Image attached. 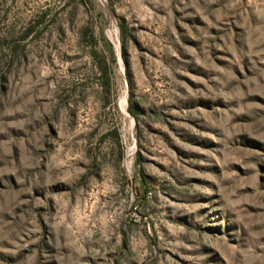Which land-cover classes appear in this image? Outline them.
<instances>
[{
	"label": "rangeland",
	"instance_id": "374dc122",
	"mask_svg": "<svg viewBox=\"0 0 264 264\" xmlns=\"http://www.w3.org/2000/svg\"><path fill=\"white\" fill-rule=\"evenodd\" d=\"M0 264H264V0H0Z\"/></svg>",
	"mask_w": 264,
	"mask_h": 264
},
{
	"label": "trees",
	"instance_id": "16d2710c",
	"mask_svg": "<svg viewBox=\"0 0 264 264\" xmlns=\"http://www.w3.org/2000/svg\"><path fill=\"white\" fill-rule=\"evenodd\" d=\"M121 27L124 29V28H126V25H125L124 23H122V24H121ZM130 110H131V109H130ZM114 133H115L117 136H119V132H118L117 129L114 130Z\"/></svg>",
	"mask_w": 264,
	"mask_h": 264
}]
</instances>
